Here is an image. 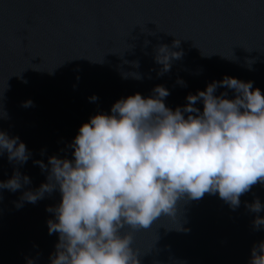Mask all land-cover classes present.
Here are the masks:
<instances>
[{
  "label": "water",
  "instance_id": "water-1",
  "mask_svg": "<svg viewBox=\"0 0 264 264\" xmlns=\"http://www.w3.org/2000/svg\"><path fill=\"white\" fill-rule=\"evenodd\" d=\"M0 264H264V0H0Z\"/></svg>",
  "mask_w": 264,
  "mask_h": 264
}]
</instances>
